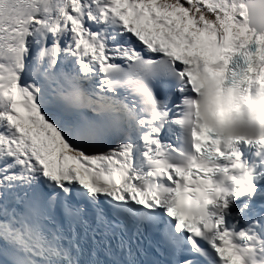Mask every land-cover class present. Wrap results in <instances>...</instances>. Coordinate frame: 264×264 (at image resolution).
Segmentation results:
<instances>
[{"label": "snow or ice", "instance_id": "1", "mask_svg": "<svg viewBox=\"0 0 264 264\" xmlns=\"http://www.w3.org/2000/svg\"><path fill=\"white\" fill-rule=\"evenodd\" d=\"M253 89L264 0H0V264H264Z\"/></svg>", "mask_w": 264, "mask_h": 264}, {"label": "clouds", "instance_id": "2", "mask_svg": "<svg viewBox=\"0 0 264 264\" xmlns=\"http://www.w3.org/2000/svg\"><path fill=\"white\" fill-rule=\"evenodd\" d=\"M233 132L249 137L264 136V92L253 89L244 115L234 124Z\"/></svg>", "mask_w": 264, "mask_h": 264}]
</instances>
